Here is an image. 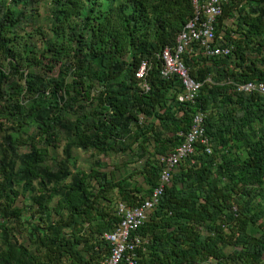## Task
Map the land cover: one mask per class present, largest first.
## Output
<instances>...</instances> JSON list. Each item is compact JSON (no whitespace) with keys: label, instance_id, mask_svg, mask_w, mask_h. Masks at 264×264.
<instances>
[{"label":"trees","instance_id":"16d2710c","mask_svg":"<svg viewBox=\"0 0 264 264\" xmlns=\"http://www.w3.org/2000/svg\"><path fill=\"white\" fill-rule=\"evenodd\" d=\"M193 14L191 0H0V264H100L114 201L149 196L196 112L211 152L197 142L178 163L134 264H264V95L237 90L264 82V0L222 1L214 42L232 51L191 42L181 60L201 84L179 102L157 55Z\"/></svg>","mask_w":264,"mask_h":264},{"label":"built area","instance_id":"2783aa9c","mask_svg":"<svg viewBox=\"0 0 264 264\" xmlns=\"http://www.w3.org/2000/svg\"><path fill=\"white\" fill-rule=\"evenodd\" d=\"M222 1L191 0L194 9L192 18L179 31L175 42L172 45H165L157 55L161 62L160 75L176 76L182 85L177 95L179 102L194 101L201 84L189 75L187 67L181 60V55L191 42H197L204 55H229L232 51V45L214 42L215 23L221 12ZM148 69L149 62L142 59L134 73L139 80V88L143 91L149 89L146 80ZM237 90L245 93L259 92L264 95V82L241 83L237 85ZM203 118L202 112H196L193 115L191 125L183 135L182 142L163 158L159 179L147 198L135 206L127 205L122 200L116 201L114 212L118 221L112 229L102 235L110 248L100 264L135 263V249L140 244L141 238L134 234V231L146 220L165 187L170 184L171 175L178 163L194 152L197 142L204 146L205 152H211L208 137L204 132Z\"/></svg>","mask_w":264,"mask_h":264},{"label":"rangeland","instance_id":"374dc122","mask_svg":"<svg viewBox=\"0 0 264 264\" xmlns=\"http://www.w3.org/2000/svg\"><path fill=\"white\" fill-rule=\"evenodd\" d=\"M38 12L41 14V19H43V15H44V4L43 3L39 4ZM55 72H56V70H55ZM25 149H26L25 147H22V151H24ZM74 153H75V156L77 158L78 167L87 168L90 165L92 158L89 156V153L83 152L82 150H76V151H74ZM101 159H103V161H105L110 166L109 168H111L113 166V164L120 166V162L123 159H125V157L123 155L117 154V155H110L107 157L102 156ZM129 166H131V164ZM130 170H131V167H128V171H130ZM134 178L137 179V181H139V182L141 181V177L139 175H135ZM16 203L20 204L19 201H17ZM24 236L21 234L20 235L21 239L25 238ZM206 264H216V263L214 261H211V262L206 263Z\"/></svg>","mask_w":264,"mask_h":264},{"label":"crops","instance_id":"0c3cea01","mask_svg":"<svg viewBox=\"0 0 264 264\" xmlns=\"http://www.w3.org/2000/svg\"><path fill=\"white\" fill-rule=\"evenodd\" d=\"M117 200H118V199H116V200L114 201V203H113V206H112V207H113V209H114V205H115V203H116V201H117Z\"/></svg>","mask_w":264,"mask_h":264}]
</instances>
